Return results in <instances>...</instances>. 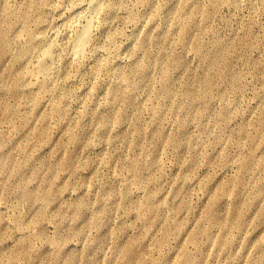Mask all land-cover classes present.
Returning <instances> with one entry per match:
<instances>
[{
  "label": "rangeland",
  "instance_id": "374dc122",
  "mask_svg": "<svg viewBox=\"0 0 264 264\" xmlns=\"http://www.w3.org/2000/svg\"><path fill=\"white\" fill-rule=\"evenodd\" d=\"M0 264H264V0H0Z\"/></svg>",
  "mask_w": 264,
  "mask_h": 264
},
{
  "label": "bare ground",
  "instance_id": "6f19581e",
  "mask_svg": "<svg viewBox=\"0 0 264 264\" xmlns=\"http://www.w3.org/2000/svg\"><path fill=\"white\" fill-rule=\"evenodd\" d=\"M97 9L98 7L95 3L90 5V14L88 15L87 24L83 26L77 34L76 40L74 42V54L77 57H81L83 55L85 48L91 41L92 23L95 19ZM45 53L48 58L51 56V50H47ZM46 68V63H42L41 70L45 72Z\"/></svg>",
  "mask_w": 264,
  "mask_h": 264
}]
</instances>
